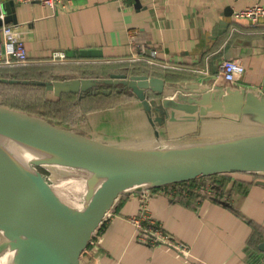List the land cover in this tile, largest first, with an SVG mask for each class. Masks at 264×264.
I'll return each mask as SVG.
<instances>
[{"label":"crops","instance_id":"1","mask_svg":"<svg viewBox=\"0 0 264 264\" xmlns=\"http://www.w3.org/2000/svg\"><path fill=\"white\" fill-rule=\"evenodd\" d=\"M13 2L17 22L9 21L16 26L12 35L24 41L28 64L41 79L146 73L164 83L163 93L148 90V96L166 98L171 105L207 85L253 92L264 85V16L255 26L233 17L243 6H264V0H65L52 8L39 1ZM232 26L239 31L230 32ZM61 53L64 57L58 56ZM144 55L154 61L142 60ZM226 58L244 66L232 82L219 75ZM194 84L198 86L189 87ZM112 85L122 93L113 95L105 88L108 92L96 97L92 91L93 98L104 101L102 107L89 113L86 122L68 127L138 148L178 147L264 130L253 115L224 112L187 120L181 119L183 111H176L175 119L164 114L160 124H152L130 88ZM170 108H165L167 116ZM213 177H218L214 194L200 196L191 181L185 182L188 186L164 185L146 197L148 215L185 244L187 254L161 243L145 244L129 219L138 212L143 192L128 189L112 199L72 264H264V185L256 183L264 181V175L233 172ZM82 196L77 205L84 203Z\"/></svg>","mask_w":264,"mask_h":264},{"label":"water","instance_id":"2","mask_svg":"<svg viewBox=\"0 0 264 264\" xmlns=\"http://www.w3.org/2000/svg\"><path fill=\"white\" fill-rule=\"evenodd\" d=\"M0 6L6 12L0 25L9 21L16 23L13 0H0ZM18 81L17 78L0 76V82ZM33 82L42 85L45 92L54 97L62 93L92 92L100 84H122L124 90L130 88L140 100L152 124H160L164 114L167 119H175L176 111H183L181 119L187 120L212 112L249 114L264 124V85L259 92L244 87L207 85L171 105L166 98L148 96V90L156 95L163 93L164 83L160 77L146 73L127 75L120 72L101 79L73 77L35 79ZM192 86L198 85H189ZM102 91L108 92V89ZM167 107H171L169 116L165 111ZM158 132L154 128L157 137ZM0 139L48 158L39 161L54 162L84 173V203L80 209L72 210L34 167L35 186L30 189L9 167L0 164V185L4 188L0 189V230L5 232V238L0 241V253L5 248H16V264H72L86 237L119 192L133 189L144 193L217 173L264 175V130L170 148L127 147L0 103ZM256 183L264 185V181ZM6 189L13 190L11 193H16L22 203L10 197ZM73 215L77 217L76 222L71 220ZM18 235L23 237L18 239ZM178 242L184 248L175 250L187 254V246ZM158 243L171 247L169 243L156 239ZM260 247L264 248V241Z\"/></svg>","mask_w":264,"mask_h":264},{"label":"rangeland","instance_id":"3","mask_svg":"<svg viewBox=\"0 0 264 264\" xmlns=\"http://www.w3.org/2000/svg\"><path fill=\"white\" fill-rule=\"evenodd\" d=\"M0 76L19 79L15 83L0 82L1 104L30 112L60 125L70 126L69 124L72 123L78 124L79 122H86L87 115L96 111L97 108L102 107L101 104L104 102L93 98L89 91L79 92L78 94H61L58 98L52 95L50 96V94L45 92L42 85L34 84L33 80L41 79V77L39 78V76L35 75L32 69L28 71L18 70V72L17 70L14 72L10 69H0ZM23 80H26V82ZM102 88H109V90H112L113 95L122 93V88L119 86L100 84L97 85L95 90L98 95L96 97H101L99 95L103 94ZM112 127L114 128L115 125ZM30 165L43 175L59 197L64 201L69 200L66 204H71L72 202L73 205H77L81 196L80 192L85 189L82 171L74 168H66L64 165L54 162L46 163L39 160L30 161ZM64 169L71 171H65L64 173ZM53 170L57 172L54 173ZM49 178L51 180H48ZM216 179L218 177L213 176L198 178L194 182V189L198 191L200 196L207 195L209 192L206 186L209 185L210 181L216 183ZM77 206H80V203ZM0 231L1 236L5 238V232L3 230ZM146 239L144 240L148 242ZM4 259L5 257L1 261Z\"/></svg>","mask_w":264,"mask_h":264},{"label":"built area","instance_id":"4","mask_svg":"<svg viewBox=\"0 0 264 264\" xmlns=\"http://www.w3.org/2000/svg\"><path fill=\"white\" fill-rule=\"evenodd\" d=\"M18 2H31L39 1L41 4L55 7L57 5H63L65 0H17ZM264 16V6L259 3H252L237 9L233 13L235 19H246L251 25H257L259 19ZM15 25L10 23H3L1 25L3 40L0 42V67H13L17 65L28 64V58L25 52L24 41L20 38L13 37V31ZM239 31L237 27L232 26L230 32ZM264 33V28L261 30ZM155 51L152 52L154 56ZM59 57H64L61 53ZM142 60L153 62L152 57L146 55L140 57ZM220 77L225 82H232L240 78L244 71V66L238 59L226 58L220 63ZM161 188V187H160ZM160 188H155L157 191H162ZM155 189H149L141 195V203L138 212L130 217V221L133 224L135 231L143 240L147 238L149 245L156 244V239L169 243L174 249L182 250V246L177 240L173 239L171 235L166 233L160 225L152 219L146 209V197L148 192ZM145 241V240H144Z\"/></svg>","mask_w":264,"mask_h":264},{"label":"bare ground","instance_id":"5","mask_svg":"<svg viewBox=\"0 0 264 264\" xmlns=\"http://www.w3.org/2000/svg\"><path fill=\"white\" fill-rule=\"evenodd\" d=\"M44 158L48 159L45 155L41 153L29 150L27 148L22 147L21 145L0 139V164L9 167L14 172V175H16L21 181H23L24 182L23 184L29 187L30 189H34L33 188L35 186L34 180L36 178V174L34 172L33 167L30 165V161L39 160V159L44 160ZM65 171H71V170L64 169L63 172L65 173ZM82 174L84 176L83 172ZM86 175H88V173ZM0 189L4 190V188L1 185H0ZM84 190L85 189L81 190L80 193L82 194ZM11 191L13 190L6 189V193L9 194L10 197L15 199L17 203L18 202L22 203V200L16 195V193H11ZM82 205L81 206L73 205V203L71 202V205H69V207H72L71 208L72 210H77L80 209ZM74 216L75 215L71 217L72 218L71 220L73 222H76L77 217ZM18 236H19L18 239H21L23 237L22 235H18ZM16 251H17L16 248L13 249L5 248L0 254V261L4 257L5 259L1 261L0 264H16V257L18 254V252Z\"/></svg>","mask_w":264,"mask_h":264},{"label":"trees","instance_id":"6","mask_svg":"<svg viewBox=\"0 0 264 264\" xmlns=\"http://www.w3.org/2000/svg\"><path fill=\"white\" fill-rule=\"evenodd\" d=\"M0 69H10L11 71H16L17 70V72H18V70H23V71H28L29 69H32L33 71L35 70V68H32L31 66H29V64H23V65H17V66H13V67H0ZM8 72V71H7ZM20 74V73H19ZM22 75V74H21ZM23 75H24V73H23ZM50 96H51V94H50ZM58 98V97H57ZM54 171V173H56V170H53ZM192 180H190V181H185L186 183L187 182H191ZM184 182V183H185ZM193 182V181H192Z\"/></svg>","mask_w":264,"mask_h":264},{"label":"flooded vegetation","instance_id":"7","mask_svg":"<svg viewBox=\"0 0 264 264\" xmlns=\"http://www.w3.org/2000/svg\"><path fill=\"white\" fill-rule=\"evenodd\" d=\"M96 88H97V86L95 87V90H96ZM102 89H105V88H102ZM88 91V90H87ZM209 176H213V175H209ZM202 178H204V177H202ZM193 182H192V186L194 187V182H196V179H194V180H192ZM184 185H187L188 186V184H186V183H184ZM200 187V186H199ZM207 187V190H208V194H210V193H212V194H214V191L216 190V188L215 187H217L216 186V183H214V181H210V183H209V185L208 186H206ZM149 246H152V245H149Z\"/></svg>","mask_w":264,"mask_h":264},{"label":"clouds","instance_id":"8","mask_svg":"<svg viewBox=\"0 0 264 264\" xmlns=\"http://www.w3.org/2000/svg\"><path fill=\"white\" fill-rule=\"evenodd\" d=\"M4 18V13L2 11V6H0V19H3Z\"/></svg>","mask_w":264,"mask_h":264}]
</instances>
